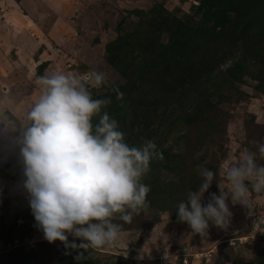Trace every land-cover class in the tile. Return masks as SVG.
I'll use <instances>...</instances> for the list:
<instances>
[{
  "label": "rangeland",
  "instance_id": "374dc122",
  "mask_svg": "<svg viewBox=\"0 0 264 264\" xmlns=\"http://www.w3.org/2000/svg\"><path fill=\"white\" fill-rule=\"evenodd\" d=\"M195 4L194 0H1L0 101L10 98L14 103L8 106V114L22 121L40 92L36 77L46 72L83 77L93 70L103 71L109 82L119 83L120 75L105 60L106 45L118 36V22L125 19L128 28L140 18L136 12L160 8L181 17ZM241 89L249 99L222 108L224 137L209 149L206 161L197 167L198 178L190 181L201 183L204 167L216 173L204 195L205 205L209 193L219 194L218 186L227 190L225 164L237 159L248 145L256 153L257 163L264 164L258 151L264 143L257 140L264 131V92L249 86ZM14 158L0 163V264H22V253L29 256V264H57L64 245L48 243L35 226L27 195L16 178L20 170L6 167ZM164 174L165 180L177 182L169 172ZM229 207L232 217L227 228L209 221L207 236L193 233L186 222L167 213L150 210L134 218L113 246L89 249L87 254L100 264H246L262 260L264 194H254L246 207L231 203ZM20 246L17 260L11 253L5 254Z\"/></svg>",
  "mask_w": 264,
  "mask_h": 264
},
{
  "label": "trees",
  "instance_id": "16d2710c",
  "mask_svg": "<svg viewBox=\"0 0 264 264\" xmlns=\"http://www.w3.org/2000/svg\"><path fill=\"white\" fill-rule=\"evenodd\" d=\"M194 1L191 12L181 17L160 8L136 12L140 18L128 28L120 20L118 36L106 45L105 60L122 81L90 88L94 98H111L104 111L118 121L129 145L154 140L163 154L162 160L151 162L144 178L151 186L150 205L134 218L151 210L178 220V204L200 185L190 184L198 178L197 167L224 137L222 108L249 99L241 86L264 92V0ZM113 88L123 93L122 99ZM257 140L264 143V131ZM6 167L20 170L16 178L21 181L16 157ZM165 172L177 182L165 180ZM113 222L122 224V231L132 224L118 218ZM21 247L5 254L15 256ZM65 251L63 247L57 264H77V252ZM84 254L87 258L79 264H100ZM20 256L22 264H29L27 254ZM262 256L246 264H264V250Z\"/></svg>",
  "mask_w": 264,
  "mask_h": 264
},
{
  "label": "clouds",
  "instance_id": "9594fccd",
  "mask_svg": "<svg viewBox=\"0 0 264 264\" xmlns=\"http://www.w3.org/2000/svg\"><path fill=\"white\" fill-rule=\"evenodd\" d=\"M108 82L107 73L96 70L83 77L64 71L37 76L40 92L22 121L8 114L10 98L0 101V163L16 157L35 226L48 243L60 241L66 255L76 251L77 264L89 249L111 247L120 239L123 225L115 219L130 224L149 207L151 186L144 178L151 162L163 159L154 140L129 145L118 121L104 111L111 98L93 97L90 87ZM258 151L264 157V144ZM225 169L227 190L217 185L219 194L209 193L205 205L216 173L204 167L199 187L178 204V220L193 233L207 236L209 221L227 228L230 203L246 207L254 194H264V164L257 163L255 152L244 149Z\"/></svg>",
  "mask_w": 264,
  "mask_h": 264
},
{
  "label": "crops",
  "instance_id": "0c3cea01",
  "mask_svg": "<svg viewBox=\"0 0 264 264\" xmlns=\"http://www.w3.org/2000/svg\"><path fill=\"white\" fill-rule=\"evenodd\" d=\"M0 1H1V0H0ZM3 11H5V10L3 9ZM177 264H181V263H180V261H179V262H177Z\"/></svg>",
  "mask_w": 264,
  "mask_h": 264
},
{
  "label": "water",
  "instance_id": "95a60500",
  "mask_svg": "<svg viewBox=\"0 0 264 264\" xmlns=\"http://www.w3.org/2000/svg\"><path fill=\"white\" fill-rule=\"evenodd\" d=\"M260 227H262V225Z\"/></svg>",
  "mask_w": 264,
  "mask_h": 264
}]
</instances>
